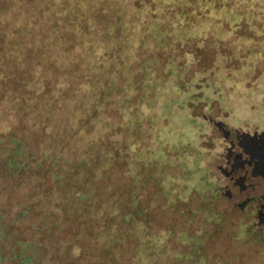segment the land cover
Here are the masks:
<instances>
[{
  "label": "trees",
  "instance_id": "obj_1",
  "mask_svg": "<svg viewBox=\"0 0 264 264\" xmlns=\"http://www.w3.org/2000/svg\"><path fill=\"white\" fill-rule=\"evenodd\" d=\"M243 1L215 0L205 19L188 0H0V264H209L204 232L154 229L142 191L176 206L197 169L180 184L163 153L133 145H145L148 108L162 115L176 99L150 42L235 34Z\"/></svg>",
  "mask_w": 264,
  "mask_h": 264
},
{
  "label": "rangeland",
  "instance_id": "obj_2",
  "mask_svg": "<svg viewBox=\"0 0 264 264\" xmlns=\"http://www.w3.org/2000/svg\"><path fill=\"white\" fill-rule=\"evenodd\" d=\"M214 1L188 0L183 7L201 11L207 19L205 11ZM143 2L154 5L153 0H133L135 5ZM243 2L242 27L230 29L235 34H174L164 39L161 35L150 42L146 55L157 61L152 64L155 76L176 99L170 110H160L162 115H156L159 107L148 108L145 145L138 142L139 138L133 145L139 152L146 149L149 156L163 153V167L180 184L183 180L179 173L184 167L197 169L187 176L188 190L176 206L168 203L153 186L142 191L146 204H150L154 229L204 232L209 264H264V236L255 238L253 218H245L238 208L217 196L213 176L222 135L210 119L223 121L228 126L264 127V0ZM232 10V16L239 18L234 7ZM170 61L174 62L171 64L177 73L172 77L174 81L167 78ZM164 99L160 97L159 101ZM115 115L122 118L120 108ZM150 160L154 161L151 157ZM202 169L209 171L213 190L199 180ZM211 203L216 212H221L216 220L204 214L203 207Z\"/></svg>",
  "mask_w": 264,
  "mask_h": 264
},
{
  "label": "flooded vegetation",
  "instance_id": "obj_3",
  "mask_svg": "<svg viewBox=\"0 0 264 264\" xmlns=\"http://www.w3.org/2000/svg\"><path fill=\"white\" fill-rule=\"evenodd\" d=\"M210 121L222 135L212 170L217 196L253 218L254 230L264 236V127Z\"/></svg>",
  "mask_w": 264,
  "mask_h": 264
}]
</instances>
